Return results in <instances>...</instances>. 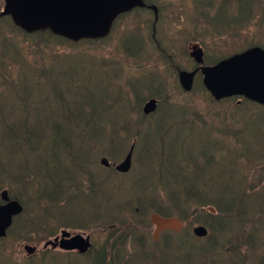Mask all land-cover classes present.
Instances as JSON below:
<instances>
[{
    "label": "trees",
    "instance_id": "16d2710c",
    "mask_svg": "<svg viewBox=\"0 0 264 264\" xmlns=\"http://www.w3.org/2000/svg\"><path fill=\"white\" fill-rule=\"evenodd\" d=\"M142 3L143 7L120 15L111 26L109 34L119 20L125 21V26H117L114 56L83 51L79 62L73 48L86 43L98 49L105 39L54 40L48 32L27 34L13 25L11 17H0V28L7 30L0 31V191L6 190L23 208L0 239V264H128L133 259L138 264H189L190 253H196L199 264H264V243L254 242L264 219V147L247 138L244 147L259 150L258 155L235 153L234 161H227L219 174L207 170L214 157L211 150H223L214 145V136L240 143L230 126L263 109H253L254 104L245 99L239 105L223 100L219 104L226 109L207 116L192 105L194 99L173 100L170 79L174 78L175 90L184 93L177 78L188 70L183 61L190 59L186 48L192 40L185 35L181 41H166V11L160 0ZM57 47L63 51L47 54L48 48ZM45 54L47 61L41 58ZM151 59L156 68L147 70ZM125 60L138 66L139 77L124 74L134 102L121 96L125 102L119 109L127 110L121 124L118 116L110 121L108 111L114 101L93 82L97 77L107 80L105 70L112 71L114 80L124 71ZM67 63L77 69L71 78ZM139 80L142 83L135 90L132 83ZM46 83L53 84L51 89H45ZM201 93L207 95L198 72L191 92L184 94L198 98ZM149 98L157 99L158 107L145 115L142 107ZM49 104H56L55 116L46 113ZM27 109L39 114L26 119ZM209 116L222 120L225 128L203 134L202 142L184 148L191 129L183 134L176 127L206 126L211 123ZM131 146V169L119 173L114 165ZM165 150H199L195 158H203L206 167L198 170L197 162L182 161L180 154L162 165ZM141 155L145 171L140 178H132ZM102 158L109 167L101 164ZM90 196L97 200L81 204ZM101 207L106 216L99 212ZM152 213L181 218L186 224L182 234L165 231L157 242L150 240ZM195 224L204 226L208 236L196 238L191 232ZM62 230L94 231L104 239L100 242L88 235L91 246L84 254L36 246ZM22 243L35 246L36 253L17 252Z\"/></svg>",
    "mask_w": 264,
    "mask_h": 264
},
{
    "label": "rangeland",
    "instance_id": "374dc122",
    "mask_svg": "<svg viewBox=\"0 0 264 264\" xmlns=\"http://www.w3.org/2000/svg\"><path fill=\"white\" fill-rule=\"evenodd\" d=\"M216 2H219V0H214ZM228 1H233V0H228ZM160 6L163 7V10H165V25L164 28L166 29V35H165V40L168 41L170 39H180L182 36L188 35L186 37H189V40H192L193 42H196V36H198L199 38H203L204 40L202 41V46L204 47V50L208 53H213L215 51L216 45L214 42L216 43H222V41L224 43H226L227 39H235L234 37H232V31H233V26H230L229 28L225 29V30H219L218 32L211 34V26L208 24V18L209 16H202L201 17V21L197 24L196 22H193L190 25V20L191 18L187 17L185 15V13L188 12V16L191 13V7L193 6L192 2H188L187 0H160ZM228 7H231L230 4L227 5ZM2 0H0V11L2 10ZM227 10V7L224 3H221L219 6V10L216 14V22L217 25H223L225 20H226V15L225 12ZM115 12V11H114ZM114 12H111L110 14H114ZM252 16H251V20H253L254 16H255V11H251ZM2 13H0L1 15ZM239 20L243 19V12L240 11L239 12V16H238ZM127 21L130 20V18L126 19ZM261 24L262 27L264 29V22L261 20ZM123 26H125V23H122ZM193 26H195V32H193ZM263 29L261 31H263ZM6 30V28L4 26H2L0 28V31ZM235 30V29H234ZM240 32V37L237 38V40L235 41V43L230 40L228 42V44H226L227 48L225 51H236L239 50L241 48H244L245 45L243 43H240V38L242 35H248L251 33V29L248 26H244L242 27ZM7 31V30H6ZM261 31L257 32L260 33ZM119 29L114 32H112V34H110V36L108 38L105 39L106 44L105 45H100V48L96 49V47L94 45H92L91 47H88L86 43H80L78 44V46L76 48H73L72 52L74 53H78L77 55H74L75 59L79 62L82 60L83 58V54L81 52L83 51H93L97 54H99V56H109L112 55L114 56L115 51H114V44L116 42V39L118 37V33ZM192 32V33H191ZM190 33V34H189ZM256 34V33H254ZM238 36V35H237ZM242 42V40H241ZM191 44H195V43H190ZM110 49L112 50V53L110 52ZM63 51L62 48L57 47V48H48L47 50V54H51V53H56V52H61ZM191 51L193 52L194 50L191 49ZM226 52V53H228ZM186 53L188 55L189 53V49L188 47L186 48ZM117 54V53H116ZM188 58V56H186ZM43 61H47L48 57L47 55H42L41 56ZM153 59H151L150 61H148L146 63L147 66V70H154L156 67L152 64ZM68 64V69L66 71V73L68 74L69 78L72 77V75H74V73L76 72V67L71 64V63H67ZM96 66H99V61H96L95 63ZM192 65V61L188 58L187 61H183V66L186 67L187 69H190ZM57 68V67H56ZM122 68H124V71L122 70L121 72L118 73V76L112 80L111 76H112V71L111 70H105L106 75H107V80L101 77H97L96 80L93 82V85L95 87H99L105 93V95L107 96V98L110 101H114V104L112 106V109L110 111H108V117L110 119V121H113L115 119L116 116L119 117L118 119V123L123 122V118L126 114V108L123 110L119 109V106H121L122 103H124L125 101L121 99V96H125L128 97L130 102L133 103L134 102V98H133V94L131 93V89H130V83H126L125 82V75H138L139 77V73H138V66L137 65H133L132 63H130L128 60L123 61L122 64ZM161 69V66L160 68ZM146 70V71H147ZM53 72H56L58 74L64 73L61 70H57V69H53ZM163 77L166 80V74L163 73ZM63 82H65V84H67V80H63L61 79ZM92 82V81H91ZM142 83V80L136 81L134 83H132V86L135 90H137V88L140 86V84ZM53 86L52 83H46L44 85L45 89L49 90L51 89V87ZM169 85L166 83V88H168ZM170 90H171V98L173 100L176 101H180V102H185V101H190L191 99H194V103H192V105H196L198 106L197 108L199 109V111L201 113H203V111L207 114V110L206 107L208 109L211 108H216L215 106H211L209 104H211L207 98L204 96L203 93L197 95L198 98H195L194 95L193 97L190 96L189 94H184V93H180L178 91L175 90V82H174V78L170 79ZM178 92V93H177ZM51 95V93L47 94V96L49 97ZM56 104H49V107L46 108V113L47 114H51L52 116H55L57 113V110L55 108ZM225 108L221 109V108H217V110L219 111H223ZM203 110V111H202ZM39 113L33 115L30 111V109H27V117L26 119H31V116L34 117L38 115ZM252 117L249 120H246L244 122L241 123H234L230 126V129L232 131H234L239 137V142L234 141L233 139H231L228 136H222V135H217L214 136V145H217L218 147H221L223 150H211L214 157H213V161L210 165V167H207V170L210 172H213L215 174H219L220 171L225 168L226 166V162H232L234 161V155L235 153H241V154H245L246 156L249 157H254L256 155L259 154V150H252L250 148H245L244 145L249 142V140H247V138H252L255 143L258 146H262L264 147V110L261 109H257L254 112H252ZM263 117V118H262ZM167 118H170V116L167 114ZM207 119V117H205ZM210 120H212L211 123H209L206 126H199V125H195L193 123H189L186 125H178L176 127L177 130H181L183 129V134H185L186 132H188L191 129V132L188 135L187 140L184 143V148L189 146V149L193 147V142H202L204 137L201 138V136L203 134H207L210 131H216L219 129H224L225 126L222 122V120L218 119V118H209ZM9 121H13V119L11 117H8ZM179 122V121H178ZM117 123V124H118ZM116 124V125H117ZM206 143L209 144V139L206 140ZM225 148H229V149H234V150H224ZM183 150H165V158L164 160H162L161 164L164 165L165 161L169 160V161H173L175 160L176 156L178 154H180V157L182 159V161H185L187 159H192L195 162H197V169L200 170L203 167H206L205 164L203 163V158H198L196 159V152H198L199 150H185L184 152H182ZM206 151V150H205ZM204 151V152H205ZM182 152V153H180ZM144 162L147 163V161L144 159ZM143 171H145V168L143 166V159H142V155H141V163L138 167H136L134 169L132 178H140V176L142 175ZM167 177V174H165L163 176V181L164 179ZM233 177H237V175H234ZM216 179V178H213ZM97 199L90 196L88 198L87 201H82L81 204H87L89 201H93L95 202ZM99 212H102V207L100 208ZM105 216V210H103L102 212ZM109 216V214H108ZM207 222H211V219L209 217H206ZM198 225V224H195ZM260 231L255 235V239L254 242L255 244H261L264 243V219L261 220L259 227ZM151 229L149 230V233L151 235ZM101 232V231H98ZM192 232V230H191ZM71 234L74 233V231H70ZM77 233V232H75ZM79 233V232H78ZM84 233L85 236L87 235H92L95 236V240L96 241H100L102 242V240L104 239L103 235L94 231H88V232H82ZM148 233V234H149ZM54 238V237H53ZM53 238H51L50 240H52ZM151 240V237H150ZM45 241L41 242L40 244L36 245L38 248H41L43 243ZM27 245V244H25ZM23 243L21 244L20 248L17 249V252H19V250H21L24 253V250H22V248L25 246ZM176 247V246H175ZM178 248V247H177ZM132 250V249H130ZM129 250V251H130ZM179 251V248H178ZM20 255V253H18ZM25 254V253H24ZM191 255V260L189 261V264H199L196 260L197 256L196 253H190ZM128 264H138L137 261L135 259L130 260L128 262Z\"/></svg>",
    "mask_w": 264,
    "mask_h": 264
},
{
    "label": "water",
    "instance_id": "95a60500",
    "mask_svg": "<svg viewBox=\"0 0 264 264\" xmlns=\"http://www.w3.org/2000/svg\"><path fill=\"white\" fill-rule=\"evenodd\" d=\"M137 0H24L21 8L24 9L23 27L31 30L39 27H50L54 32L71 38L82 35L96 34L107 25L112 16L111 12H118L125 7L130 8ZM28 4V5H27ZM114 12V13H115ZM200 54L195 58L200 61ZM214 70L212 78L206 82V87L217 100L234 94L245 93L249 98L264 103V54L254 52L240 57H234L219 64ZM191 74L179 75V83L183 90L190 91L193 85ZM157 102L150 99L143 107V113L149 115L156 110ZM133 146L126 157L117 165L115 170L127 173L131 168ZM101 164L109 167L108 161L103 158ZM0 238L6 236V230L12 223V218L21 213L20 204L8 196V192H0ZM151 222L154 225L153 238L157 240L163 230L180 231L183 224L177 218H163L152 214ZM195 235L203 237L207 234L205 228L194 229ZM58 247L64 251L86 253L91 246L89 238L82 235H71L62 231L60 236L44 243L43 248ZM28 255H32L36 248L25 246Z\"/></svg>",
    "mask_w": 264,
    "mask_h": 264
},
{
    "label": "flooded vegetation",
    "instance_id": "af4514ba",
    "mask_svg": "<svg viewBox=\"0 0 264 264\" xmlns=\"http://www.w3.org/2000/svg\"><path fill=\"white\" fill-rule=\"evenodd\" d=\"M24 0H2V11L0 13L5 14L6 16L12 17L15 23L22 25L24 22L22 20L24 9L21 8ZM237 5L238 14L240 11L243 12V17L252 16L251 11H255L254 18L262 20L264 22V0H234ZM28 5V4H27ZM257 22V21H255ZM23 26V25H22ZM255 41L253 40L252 49H255V52H261L264 54V29L261 31L260 35L256 37ZM249 50V51H251ZM203 57L206 62H209L210 56L208 52L203 53ZM216 67V66H215ZM214 66L207 67L204 72L205 79L209 77V73L213 71Z\"/></svg>",
    "mask_w": 264,
    "mask_h": 264
},
{
    "label": "bare ground",
    "instance_id": "6f19581e",
    "mask_svg": "<svg viewBox=\"0 0 264 264\" xmlns=\"http://www.w3.org/2000/svg\"><path fill=\"white\" fill-rule=\"evenodd\" d=\"M222 99H224V100H228L229 99V97H223ZM13 200H15V199H13ZM15 201H17V200H15ZM18 202V201H17ZM19 203V202H18ZM20 204V203H19ZM21 206V205H20ZM22 207V206H21ZM22 210H23V208H22ZM22 212V211H21ZM21 214V213H20ZM17 216H19V214L17 215ZM17 216H14L13 218H12V223H11V225L8 227V229L6 230V234H7V232H8V230L11 228V226H12V224H13V220L17 217ZM0 239H3V238H0Z\"/></svg>",
    "mask_w": 264,
    "mask_h": 264
}]
</instances>
